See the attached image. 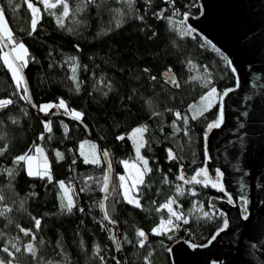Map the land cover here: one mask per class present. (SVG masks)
<instances>
[{
	"label": "trees",
	"instance_id": "obj_1",
	"mask_svg": "<svg viewBox=\"0 0 264 264\" xmlns=\"http://www.w3.org/2000/svg\"><path fill=\"white\" fill-rule=\"evenodd\" d=\"M29 2L40 9L35 31ZM67 4L69 14L62 17V4L46 9L42 0H0L12 37L28 49L23 71L33 103L38 107L42 101L63 99L68 109L83 113V122L108 149L112 177L104 211L110 219L101 210L106 167L101 159L98 164L85 163L79 152L80 140L87 137L82 125L59 111L43 118L29 99H22L23 89L17 88L0 60V97L13 101L0 108V149L4 150L0 260L5 264H172L169 245L174 239L205 243L224 222L223 214L208 204L210 196H224L223 191L208 182L185 181L204 165V134L217 119L219 96L209 106L197 104L212 88L220 95L233 85L235 74L199 33L181 35L188 28L185 14L199 12L198 0H67ZM3 48L0 44V56ZM49 121L52 130L46 132ZM137 125L147 128L141 152L151 169L134 189L140 207L127 202L117 177L124 171L123 160H138L129 135ZM121 136L124 139H118ZM37 143L46 151L51 180L29 176L24 161L15 163L16 157L33 152ZM169 150L174 159L169 158ZM181 174L184 180L178 178ZM60 181L73 202L71 212L62 207L68 199ZM169 199L183 213V219L174 218L180 227L171 235L154 234L152 229L170 218L161 207ZM111 221L119 228L122 249ZM138 230L146 238L139 237ZM29 245L34 252L28 251ZM5 247L11 256L3 251Z\"/></svg>",
	"mask_w": 264,
	"mask_h": 264
},
{
	"label": "water",
	"instance_id": "obj_2",
	"mask_svg": "<svg viewBox=\"0 0 264 264\" xmlns=\"http://www.w3.org/2000/svg\"><path fill=\"white\" fill-rule=\"evenodd\" d=\"M198 4L199 12L187 15V26L214 45L232 62L228 63L230 68L236 70L235 83L219 96L218 116L211 123L219 122L218 126H208L204 134L205 160L200 169L206 175L197 177L223 191L224 196H210L208 204L223 214L228 226L225 228L223 222L205 243H191L183 237L174 239L169 245L171 261L172 264H264V0H198ZM3 45L11 51L6 39ZM22 74L26 80L23 69ZM28 96L32 106L35 105L29 87ZM33 107L43 118L59 111L74 119L59 107L47 113L36 105ZM74 120L98 144L108 176L102 189L104 205V188L106 183L108 188L112 173L108 149L82 119ZM101 210L105 217L104 207ZM113 225L122 249L119 228Z\"/></svg>",
	"mask_w": 264,
	"mask_h": 264
},
{
	"label": "snow or ice",
	"instance_id": "obj_3",
	"mask_svg": "<svg viewBox=\"0 0 264 264\" xmlns=\"http://www.w3.org/2000/svg\"><path fill=\"white\" fill-rule=\"evenodd\" d=\"M42 3L44 4L46 9L55 8L57 4H62L63 5L62 17H66L69 14V6L67 4V0H56V3H50V0H42ZM27 6H28L29 9L32 10V13H33L32 30L35 31L36 25H37V22H38V16H39L40 9L35 7L33 5V3H31V2H29ZM141 19H142V17H141ZM3 20H4L3 9H0V25H2V26H0V32L3 33V36L0 37V44H3V39L6 38L8 40V42L13 45V47L11 48L10 52H4L3 55L0 56V60H2L3 64L11 71L13 80H14L17 88L18 89H20V88L23 89L24 95H23L22 99L28 100L29 96H28L27 82H26V80H25V78H24V76L22 74V69L24 67H26L27 64H28V58H29L28 49L25 47V45L23 43L16 42L13 39L11 31L7 28L6 25L2 24ZM186 20H187V14H185V21ZM58 23H60L61 25L63 24L62 18H58ZM183 23H184V21H181V24H183ZM194 31H195L194 29H192L191 27H188V28L184 29L181 32V35L182 36H191ZM3 46L6 47L7 45H3ZM213 47H215V46L213 45ZM17 61H19L20 63H17ZM228 63L231 64L232 62L229 60ZM75 68H76V65H73V77H72L73 80L76 79ZM145 71H147V69H145ZM232 71L235 72L236 71L235 68H233ZM153 79H155V77H153ZM171 82L175 83L174 78L172 79ZM76 87H77V90H79V84H77ZM229 91H231V89H229ZM215 93H216V89L212 88L211 91L207 94V96L211 97ZM225 94H227V93H225ZM202 99H206V97H202ZM12 103H13V101L11 99L0 100V108L5 107V106H7L9 104H12ZM29 103H31L30 100H29ZM33 106H35V105H33ZM53 107H59L61 109H64L66 114L71 115L76 120H81L82 117H83V113L78 112L75 109L69 110L66 102L63 99H60L58 104H45V105H40L39 106L40 111L45 112V113L49 112V110L51 108H53ZM176 116H177L178 119L181 118L179 112L176 113ZM192 118L196 119V116L194 115ZM220 118L221 119L223 118V110L222 109H221V113H220ZM183 119L185 120V123H187V117H183ZM173 123H174V126H175V122H173ZM218 123L219 122H217V124H210L209 128L218 126ZM44 128H45L46 132H51V130H52L51 122L50 121L46 122L45 125H44ZM65 131H67V126L66 125H65ZM144 131H147L146 127H141V128H137V129L133 130L131 138H133L134 142H135V138H136L137 134L138 133H142ZM43 138L44 137L42 135L41 139H43ZM118 139L122 140V139H124V137L121 136V137H118ZM141 147H143V142L137 143L136 154H137L138 160L142 161L143 171H141V169L138 168L136 164H132L130 166L131 168L136 170V176L133 178V183H132L130 188L127 187L126 184H125V177L124 176H120L121 187L124 188V193H123L124 198L127 200L128 203L134 204L136 207H140V202H139L138 199H135L134 197H132L130 195L131 190L137 188V186L139 184H143V182H144L143 181L144 174L146 172L151 171V169L148 168V161L146 159H144V157H142L140 155V148ZM3 151H4L3 149H0V154H2ZM36 151L42 153L43 149L37 146ZM56 155H57V157L59 159H63V156H62L61 153L57 152ZM104 155L107 156L108 153L105 152ZM169 158L170 159H174L175 158L174 155L172 154L171 150H169ZM31 160H32V157H30L27 153H25L24 155H20V156L16 157L15 163L18 164L21 161H28V163H29L28 175L29 176H39L41 178L47 177L49 180L52 179L51 174H50V170L48 168L46 160H45L44 170L43 171H33L32 167H31ZM85 163L98 164L99 160L98 159H92L91 161H89V160L85 159ZM123 163H124L126 168L129 167V164H128L127 161H124ZM9 175H11V172H9ZM201 175H206V171L204 169H200L196 173V175L192 177L191 181H185V182L186 183H191V182L203 183V181L197 179V177L201 176ZM178 178L180 180H184L185 179L182 174ZM107 180H108V176L106 175L105 176V181L107 182ZM59 183H60L61 188H64V182L60 181ZM104 191H107V183L105 184ZM177 191L182 193V190L179 187H178ZM0 199H2V197H0ZM229 199H231V198L229 197ZM174 203H175V200L169 199V201L166 204L161 206V207L166 208L168 210V212L170 214V218L168 220H166V221L162 220L161 223L156 228H153L152 231H153L154 234L161 235V234L167 233L169 231H172L173 229H178L180 227L179 224H175L174 221L171 219V217H173V216L176 218V220L183 219V213H177V212H175L173 210L172 205ZM62 207H66L69 212L72 211L73 202H72L70 197L68 198V203L66 205H64L62 203ZM103 207H104V205L101 204V208H103ZM81 211H83V209H81ZM204 215L208 216V213L205 212ZM104 218L105 219H110V217L108 216L107 212H105V217ZM111 222L115 223V221H111ZM35 223H36V226L39 227L40 221L36 220ZM184 223H187L186 219L184 220ZM227 226H228V221L225 220L224 221V227L226 228ZM21 231L25 232V235L28 234L27 230L21 229ZM137 235L139 237L146 238V234H145V232L143 230H138L137 231ZM113 239L115 240L114 236H113ZM213 239H215V236H213ZM143 244H144V240L141 239L140 240V245L143 246ZM13 247H15V245H13ZM19 250H20L19 248H16V251H19ZM3 251L4 252H9V249L7 247H5L3 249ZM28 251L29 252H34V249H33L32 245L28 246ZM97 251H98V249H97ZM9 255L11 256L12 253L9 252ZM0 264H5V261L4 260H0ZM9 264H11V262H9Z\"/></svg>",
	"mask_w": 264,
	"mask_h": 264
},
{
	"label": "rangeland",
	"instance_id": "obj_4",
	"mask_svg": "<svg viewBox=\"0 0 264 264\" xmlns=\"http://www.w3.org/2000/svg\"><path fill=\"white\" fill-rule=\"evenodd\" d=\"M50 3H56V0H50ZM33 5H34V4H33ZM34 6H35V5H34ZM35 7H36V6H35ZM0 9H2L1 6H0ZM3 16H4V20H3L2 24H3V25H6L7 28L11 31V28H10V26H9V24H8V22H7V19H6L5 15H4V12H3ZM0 26H2V25H0ZM11 33H12V32H11ZM1 34L3 35L2 32H1ZM13 39H14V38H13ZM14 40H15V39H14ZM15 41H16V42L23 43V42L20 41V40H15ZM23 44H24V43H23ZM24 45H25V44H24ZM12 47H13V45L11 46V48H12ZM25 47H26V45H25ZM26 48H27V47H26ZM4 52H8V51H7L6 49L3 48L2 53H1V56L3 55ZM18 62H19V61H18ZM19 63H20V62H19ZM10 72H11V71H10ZM11 75H12V74H11ZM210 91H211V90H210ZM210 91H209V92H210ZM209 92H208V93H209ZM208 93H206V94L204 95V97H206V99H201V100L199 101V103L197 104V106H209L210 104L213 103V100H215L216 97L220 96L219 94L215 93V94H213L211 97H208V96H207ZM8 99H9L8 97H0V100H8ZM58 102H59V101H58ZM58 102H54V101H42V102L39 103V105H38V109L40 110V108H39L40 105H45V104H58ZM72 109H74V108H72ZM72 109H69V110H72ZM75 110H76V109H75ZM76 111H78V110H76ZM78 112H79V111H78ZM137 128H141V126H138V125H137V126H135V127L129 132V135H130L131 137H132L133 130H134V129H137ZM143 140H144V138H143V132H142V133H138L137 136H136V138H135V142H134V143H135V146H137V143L144 142ZM133 141H134V140H133ZM97 145H98V144H97V142H96L95 140H93V139H91V138H89V137H85V138L81 139L80 142H79V152H80V154L83 156L84 159H87V160H89V161H91L92 159H98V160H100L101 158H100V155H99V149H98ZM37 146L43 149V152H42V153L36 151ZM27 154H28L30 157H32V160H31V167H32V170H33V171H43V170H44L45 160L47 161V165H48V168H49V170H50V165H49V161H48V157H47L46 151L44 150L43 146H42L40 143H37V144H36L35 149H34L33 152H30V153H27ZM22 155H24V154H22ZM140 155H141L142 157H144V159H146L145 156H144V155L142 154V152H141V148H140ZM124 161H127V162H128L129 167H127V168L125 167V165H124V163H123ZM141 162H142V161H140V160L138 161V160H128V159L122 161V165H123L124 171H123V172H118V173H117V177H118V180H119L120 187H121L120 176H124V177H125V184H126V186L129 187V188L131 187V185H132V183H133V178L136 176V170L133 169V168H131L130 166H131L132 164H136L137 167L140 168L141 171H143V165H142ZM24 166H25V170H26V172L28 173V167H29V163H28V161H24ZM111 170H112V168H111ZM111 177H112V173H111ZM110 181H111V179H110ZM62 189H64V194H65L66 198L68 199L69 197H67V196H69V192H68V190L66 189L65 185H64V188H62ZM65 190H66V191H65ZM121 191H122V193H124V188H123V187H121ZM130 195L136 199V197H135V195H134V189L131 190ZM123 196H124V195H123ZM172 208H173V210H174L175 212H177V213H181V212L179 211L178 208L174 207V205H172ZM196 210L199 211V212H201V213L204 212V211L202 210V208L199 207V206L196 207ZM174 218H175V217H172L171 219H172L173 221H175ZM166 220H168V219H164V221H166ZM160 223H161V222H160ZM160 223H159V224H160ZM159 224H158V225H159ZM158 225H157V226H158ZM157 226H156V227H157ZM172 233H174V229L172 230V232H171V231L167 232L168 235H171ZM177 238H178V237H177Z\"/></svg>",
	"mask_w": 264,
	"mask_h": 264
},
{
	"label": "bare ground",
	"instance_id": "obj_5",
	"mask_svg": "<svg viewBox=\"0 0 264 264\" xmlns=\"http://www.w3.org/2000/svg\"><path fill=\"white\" fill-rule=\"evenodd\" d=\"M113 226V225H112ZM114 230H115V228H114ZM124 263V262H123Z\"/></svg>",
	"mask_w": 264,
	"mask_h": 264
}]
</instances>
